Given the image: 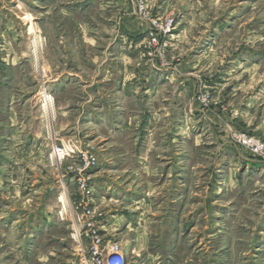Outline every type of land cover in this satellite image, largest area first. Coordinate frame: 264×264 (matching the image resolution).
<instances>
[{"label":"rangeland","instance_id":"1","mask_svg":"<svg viewBox=\"0 0 264 264\" xmlns=\"http://www.w3.org/2000/svg\"><path fill=\"white\" fill-rule=\"evenodd\" d=\"M220 64L264 70V0H0V264H84L92 232L126 264H264V158L232 138L264 129Z\"/></svg>","mask_w":264,"mask_h":264},{"label":"crops","instance_id":"2","mask_svg":"<svg viewBox=\"0 0 264 264\" xmlns=\"http://www.w3.org/2000/svg\"><path fill=\"white\" fill-rule=\"evenodd\" d=\"M249 52V51H246ZM239 56H233L232 58L227 59V64L237 66V69L242 70L243 72L246 70H250L254 67H261L260 62L256 64H252L249 61L246 62L242 59H238ZM242 66V67H241ZM217 68L213 69L214 73H212L213 85L220 86L222 90L221 99L231 97V101L227 102L229 105V111L234 112L236 117L230 118L231 123H238V126L254 133V135H260L262 129H264V70L260 73H255L250 76H247L242 79L241 84L238 85V82L229 83L230 76H226L227 70L223 69V65L216 66ZM257 68V69H258ZM236 69V70H237ZM234 72V71H233ZM237 72V71H236ZM255 73V74H254ZM223 75V76H222ZM229 84V85H228ZM244 84V86H243ZM240 92H244L240 94ZM239 97V99H237ZM169 161V158H166ZM115 215H112L110 219H108L102 226L103 230L107 232L113 229L114 227L113 219ZM119 226H124L126 230H133L135 232V227H128L130 225V221L127 222V218H129L128 213H122L119 215ZM50 219L46 221L45 224H49ZM127 222V223H126ZM112 235V234H111ZM81 245H78L76 250L73 253V258L71 259L70 264H76L79 258V248ZM82 248V247H81Z\"/></svg>","mask_w":264,"mask_h":264},{"label":"built area","instance_id":"3","mask_svg":"<svg viewBox=\"0 0 264 264\" xmlns=\"http://www.w3.org/2000/svg\"><path fill=\"white\" fill-rule=\"evenodd\" d=\"M234 141L242 145L250 152L264 158V137L248 136L247 134L232 135ZM58 155V153H55ZM62 155L61 153L58 155ZM87 235V233H86ZM75 236L79 237V232H75ZM84 264H126L125 258L120 251V248L113 243L110 246L101 245L99 239L94 233H91V244L88 250V255L84 258Z\"/></svg>","mask_w":264,"mask_h":264},{"label":"bare ground","instance_id":"4","mask_svg":"<svg viewBox=\"0 0 264 264\" xmlns=\"http://www.w3.org/2000/svg\"><path fill=\"white\" fill-rule=\"evenodd\" d=\"M46 96V95H45ZM48 99H49V96H48ZM47 103V102H46ZM48 105V104H47ZM63 152V151H62ZM55 153H58L57 149H55ZM62 154V153H61ZM59 155V154H58Z\"/></svg>","mask_w":264,"mask_h":264}]
</instances>
